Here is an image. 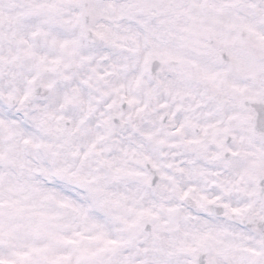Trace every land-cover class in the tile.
I'll use <instances>...</instances> for the list:
<instances>
[{"label":"snow or ice","instance_id":"obj_1","mask_svg":"<svg viewBox=\"0 0 264 264\" xmlns=\"http://www.w3.org/2000/svg\"><path fill=\"white\" fill-rule=\"evenodd\" d=\"M0 264H264V0H0Z\"/></svg>","mask_w":264,"mask_h":264}]
</instances>
